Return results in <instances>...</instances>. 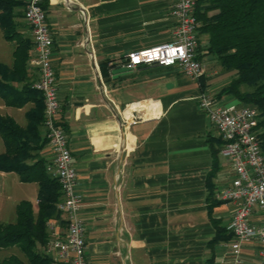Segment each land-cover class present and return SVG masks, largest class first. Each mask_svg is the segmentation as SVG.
Masks as SVG:
<instances>
[{"label": "crops", "instance_id": "crops-1", "mask_svg": "<svg viewBox=\"0 0 264 264\" xmlns=\"http://www.w3.org/2000/svg\"><path fill=\"white\" fill-rule=\"evenodd\" d=\"M170 8L171 0H47L57 121L77 173L89 264H260L257 240L236 254L224 247L232 241L227 227L234 205L216 195L230 168L219 154L215 128L198 107L201 93L218 95L223 78L206 74L194 81L156 65L112 74L128 53L172 40ZM23 10H15L14 21L32 42ZM0 38V65L10 68L14 42L1 28ZM33 56L32 46L30 83L38 77ZM16 83L21 89L25 82ZM218 99L235 102L230 95ZM33 108L32 102L4 104L0 115L14 120L16 110L24 122L14 121L25 127ZM40 133L45 135L43 126ZM40 155L51 160L48 144ZM32 205L37 210L36 199ZM261 219L256 210L252 222ZM64 230L63 224L59 232ZM217 230L221 239L215 241Z\"/></svg>", "mask_w": 264, "mask_h": 264}, {"label": "built area", "instance_id": "built-area-1", "mask_svg": "<svg viewBox=\"0 0 264 264\" xmlns=\"http://www.w3.org/2000/svg\"><path fill=\"white\" fill-rule=\"evenodd\" d=\"M23 2V18L32 33L34 56L30 62L38 73L32 87L43 100V128L52 155L46 162V171L56 179L61 192L56 204L60 216L45 222L48 240L43 253L50 264H89L85 226L79 215L82 197L76 190L77 173L67 134L57 121L60 103L52 66L53 40L46 12L42 8V0ZM195 7V0H171L172 40L128 53L123 67L129 70L141 65L176 68L186 77L199 81L204 71L197 51L199 21ZM198 107L215 128L219 154L230 168L225 186L216 195L217 200L234 205L227 227L232 241L225 243L224 247L236 254L244 244L257 240L260 264H264V153L258 137L259 113L255 107L237 101L223 103L206 92L198 97ZM256 210L262 214L257 224L251 220ZM63 224L65 230L61 234L59 227Z\"/></svg>", "mask_w": 264, "mask_h": 264}, {"label": "trees", "instance_id": "trees-1", "mask_svg": "<svg viewBox=\"0 0 264 264\" xmlns=\"http://www.w3.org/2000/svg\"><path fill=\"white\" fill-rule=\"evenodd\" d=\"M199 21L197 33L198 58L213 56L224 71L234 77L217 95H230L240 104L255 107L259 113L258 137L264 153V0H195ZM47 0H42L46 9ZM24 8L22 0H0V28L4 38L14 42L12 65H0V97L8 107L22 108L29 102L34 108L26 113L25 127L11 117L0 115V137L4 152L0 154V172H15L21 182L37 184V210L30 201H20L15 208L13 223L0 222V249L18 247L26 257L9 255L0 264H50L41 251L48 240L45 222L58 218L56 204L61 198L60 186L46 171L40 155L47 145L42 136L43 100L29 82L28 61L32 42L17 30L15 10ZM211 13V14H210ZM210 14V15H209ZM202 40L206 42L201 45ZM204 47V54L200 53ZM23 81L24 87L14 88L8 82ZM219 141V140H218ZM216 155V151H213ZM216 171L213 163L211 174ZM221 239L217 230L215 241Z\"/></svg>", "mask_w": 264, "mask_h": 264}, {"label": "rangeland", "instance_id": "rangeland-1", "mask_svg": "<svg viewBox=\"0 0 264 264\" xmlns=\"http://www.w3.org/2000/svg\"><path fill=\"white\" fill-rule=\"evenodd\" d=\"M3 41L4 40L0 38V43H3ZM203 48L204 47H201V51H200V53L202 54L204 53ZM202 64H203L204 72L201 78H203L206 74L209 75V77L220 75L223 78L224 84L222 85L223 87L219 89L220 91L225 86H227L234 77V72L225 73L227 71L222 70L217 60L213 56H209V55L206 56L203 59ZM8 83L14 88H19V86L15 82H8ZM32 84L33 83L31 82V85ZM22 86L24 87V85ZM210 95L215 98L217 97L213 94ZM216 99H218V97ZM1 105H4L2 98H0V106ZM13 116L16 118L14 120H19L20 122H24L23 119L24 117L18 111L15 110ZM3 150H4V146L0 137V154ZM36 194H37V186L35 182H27V183L21 182L18 174L15 172H7V173L4 172V174L0 173V222L3 223L14 222L16 218V214H15L16 205L20 201H30L31 203L35 202ZM40 249L43 252L44 247H41ZM12 254L19 256L23 260H25L26 258L21 253L18 247L0 249V259Z\"/></svg>", "mask_w": 264, "mask_h": 264}, {"label": "water", "instance_id": "water-1", "mask_svg": "<svg viewBox=\"0 0 264 264\" xmlns=\"http://www.w3.org/2000/svg\"><path fill=\"white\" fill-rule=\"evenodd\" d=\"M127 71H129L128 68L119 66V67H115V69L112 70V74L116 76V75L122 74Z\"/></svg>", "mask_w": 264, "mask_h": 264}]
</instances>
